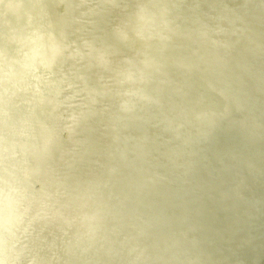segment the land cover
Wrapping results in <instances>:
<instances>
[{
    "label": "clouds",
    "instance_id": "1",
    "mask_svg": "<svg viewBox=\"0 0 264 264\" xmlns=\"http://www.w3.org/2000/svg\"><path fill=\"white\" fill-rule=\"evenodd\" d=\"M0 264H264V0H0Z\"/></svg>",
    "mask_w": 264,
    "mask_h": 264
}]
</instances>
